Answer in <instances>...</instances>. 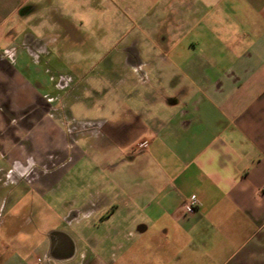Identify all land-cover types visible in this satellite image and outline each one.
Listing matches in <instances>:
<instances>
[{
	"label": "crops",
	"instance_id": "1",
	"mask_svg": "<svg viewBox=\"0 0 264 264\" xmlns=\"http://www.w3.org/2000/svg\"><path fill=\"white\" fill-rule=\"evenodd\" d=\"M150 1L167 14H154L153 39L144 34L132 53L142 108L73 125L78 196L62 210L69 224L53 229L66 248L54 255L51 231L33 242L26 230L0 251L3 264H80L86 254L116 264L132 242L141 264H264V0ZM64 17L55 0H0V74L39 70L41 55L63 47ZM42 102L28 113L46 115ZM31 117L9 123L29 129ZM26 161L13 163L16 177L29 167L25 180L45 195L54 173ZM189 197L199 205L188 214Z\"/></svg>",
	"mask_w": 264,
	"mask_h": 264
},
{
	"label": "rangeland",
	"instance_id": "2",
	"mask_svg": "<svg viewBox=\"0 0 264 264\" xmlns=\"http://www.w3.org/2000/svg\"><path fill=\"white\" fill-rule=\"evenodd\" d=\"M55 6L65 16L62 49L50 47L41 55L39 70L19 67L12 72L14 77L9 71L0 74V251L7 256L11 241L25 240L27 232L35 242L69 224L62 210L78 196L73 186L72 153L78 146L73 125L111 111L142 108L146 83L133 70L132 53L144 34L153 39L154 14L156 18L159 9L161 15L167 14L166 5L154 6L150 0H55ZM37 100L47 106L40 108L46 115L28 113L39 109L38 104L30 107ZM19 113L32 114L29 129L20 127L19 121L10 125ZM60 133L66 135V149L60 145ZM82 156L77 169L86 179L91 154L83 151ZM26 159L33 160L32 172L54 173L45 195L47 189L36 191L31 181L16 177L13 163ZM40 159L43 163L37 162ZM47 159L54 162L50 170L43 167ZM131 245L129 260L116 264H141L136 242ZM79 262L89 264L88 255Z\"/></svg>",
	"mask_w": 264,
	"mask_h": 264
},
{
	"label": "flooded vegetation",
	"instance_id": "3",
	"mask_svg": "<svg viewBox=\"0 0 264 264\" xmlns=\"http://www.w3.org/2000/svg\"><path fill=\"white\" fill-rule=\"evenodd\" d=\"M21 179L25 180L27 175L30 174L31 170L29 167H20ZM14 172V171H13ZM24 177V178H23ZM50 244L52 246V253L54 255L62 254V250L66 248V236L61 231H51L48 235Z\"/></svg>",
	"mask_w": 264,
	"mask_h": 264
},
{
	"label": "built area",
	"instance_id": "4",
	"mask_svg": "<svg viewBox=\"0 0 264 264\" xmlns=\"http://www.w3.org/2000/svg\"><path fill=\"white\" fill-rule=\"evenodd\" d=\"M73 131V130H72ZM143 144V142H142ZM199 205L198 200L195 197H189L185 202H184V210L186 213H192Z\"/></svg>",
	"mask_w": 264,
	"mask_h": 264
}]
</instances>
